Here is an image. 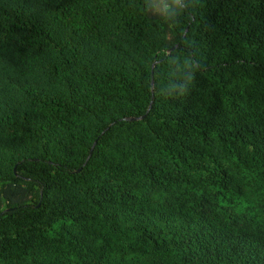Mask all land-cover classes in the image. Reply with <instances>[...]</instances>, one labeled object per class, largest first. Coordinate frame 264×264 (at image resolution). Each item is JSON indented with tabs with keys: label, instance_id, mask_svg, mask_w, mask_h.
<instances>
[{
	"label": "trees",
	"instance_id": "obj_1",
	"mask_svg": "<svg viewBox=\"0 0 264 264\" xmlns=\"http://www.w3.org/2000/svg\"><path fill=\"white\" fill-rule=\"evenodd\" d=\"M190 2L0 0V264H264V0Z\"/></svg>",
	"mask_w": 264,
	"mask_h": 264
},
{
	"label": "clouds",
	"instance_id": "obj_2",
	"mask_svg": "<svg viewBox=\"0 0 264 264\" xmlns=\"http://www.w3.org/2000/svg\"><path fill=\"white\" fill-rule=\"evenodd\" d=\"M144 13L156 16L165 23L171 20L169 27H176L185 19L191 20L190 0H144L143 7L135 5ZM172 79L169 87V97L179 99L184 97L193 85L196 73L200 71L199 60L188 50L175 52L172 57ZM156 95L162 96L161 86L157 87Z\"/></svg>",
	"mask_w": 264,
	"mask_h": 264
}]
</instances>
